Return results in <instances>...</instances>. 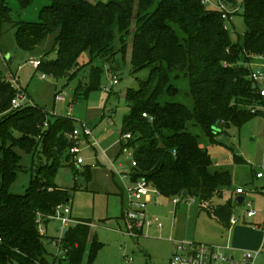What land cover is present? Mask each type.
I'll list each match as a JSON object with an SVG mask.
<instances>
[{
	"label": "trees",
	"instance_id": "16d2710c",
	"mask_svg": "<svg viewBox=\"0 0 264 264\" xmlns=\"http://www.w3.org/2000/svg\"><path fill=\"white\" fill-rule=\"evenodd\" d=\"M17 1L21 8L34 2ZM237 1L223 0L233 7ZM48 2L36 21L27 22L15 21L0 0V34L3 24L10 25L18 49L24 52L55 34L51 50L55 58L48 59L46 53L36 68L54 78L77 75L78 60L88 52L87 82L76 86L75 100L100 88L103 65L114 59L118 39L120 51L124 55L129 51L133 73L149 70L138 89L126 92L131 112L120 128V138L130 135L126 146L136 162L133 181L143 178L166 198L196 199L200 211L227 229L239 206L229 193L232 178L226 170L211 171L213 160L202 145L216 144L225 128H240L262 113L264 98L249 76L254 59L264 56V0H243V13L235 15L243 18L246 31L236 40L224 29L221 14L207 10L201 0ZM7 77L0 74V264H47V237L38 234L36 219L41 217L46 226L56 206L70 202L68 191L55 185L56 174L66 166L89 180L91 171L75 167L69 154L72 121L57 118L43 128L46 113L23 106L24 90L16 89ZM185 87L191 108L175 101ZM15 98L19 107L11 104ZM33 133L39 141L32 139ZM19 146L33 150L31 181L24 196L8 190L19 168L12 149ZM234 160L242 162L235 156ZM89 234V225L69 227L62 242L67 255L59 262L80 264ZM93 254L91 248L89 256Z\"/></svg>",
	"mask_w": 264,
	"mask_h": 264
},
{
	"label": "rangeland",
	"instance_id": "374dc122",
	"mask_svg": "<svg viewBox=\"0 0 264 264\" xmlns=\"http://www.w3.org/2000/svg\"><path fill=\"white\" fill-rule=\"evenodd\" d=\"M4 2L11 9L15 21L20 19L27 22L36 21L39 10L49 4L48 0H34L29 7L21 8L17 0H4ZM242 2L243 0H238L236 5L240 15L243 13L240 7ZM207 10L216 11V8L207 7ZM228 31L232 40L243 36L246 31L243 18L239 15L233 16ZM54 38L55 34H49L33 50L24 52L17 47L14 30L10 25L3 24L0 34V74L2 77H7L10 73L18 80V87L24 90L22 105L45 112L48 118L45 122L63 117L70 119L74 126L85 123L93 131L97 142L95 148H85L89 147L88 144L84 141L80 142V147H83L81 156L84 159V165L80 169L88 167L91 178L87 180L81 173H75L73 169L65 166L58 170L54 179L56 186L67 190L70 194L68 205L71 209L70 218L92 223L80 264H169L175 252L174 241L202 244L228 242V230L200 211L198 201L191 197H179V203L175 205L172 203L173 198L152 196L145 213L151 221L161 224V228L157 229L153 226L144 229L143 234L138 238L123 234L125 225L122 216L127 208L124 186L127 183L122 184L118 175L112 178L110 175L112 167L101 153L105 151L108 156H115L122 119L131 112V105L125 102L126 92L129 89H138L139 82L146 80L149 70L133 73L129 51L127 50L124 55L120 51L121 45L117 39L115 42L117 53L114 59L109 66L103 65L100 88L89 92L86 98L75 100L76 86L80 82L82 84L87 82L88 52H84L79 58L80 69L71 79L65 76L54 78L44 75L29 64L32 60L39 61L48 52V59L55 58V53L51 52ZM6 56L11 57L10 63L6 61ZM251 68L253 69L251 72L258 71L264 76V56L254 59ZM43 75L44 79L41 78ZM260 88L264 90V83H261ZM186 91L187 87L181 91L175 101L191 108L192 101ZM55 95H59L64 101H56ZM259 110L264 113V108ZM262 113L240 128L233 125L225 128L224 133L217 136L216 144H204L203 140L201 141L213 160L211 171H228L232 178V187L239 186L245 189L244 200L252 204L251 209L243 204L234 210L233 215L240 220L244 216L246 222L232 231L231 244L233 243L234 247L237 244L239 228L246 229L252 240L254 233H259L260 238L264 234L261 229L252 227V224L264 221V178H255V174L258 173L264 176V114ZM30 135L32 139L39 141L38 137H33L34 133ZM15 137L18 135L15 134ZM21 147L12 149L19 158V168L16 170L15 180L8 189L10 193L18 196H24L30 184L33 157V150L28 151ZM96 153L98 161L94 160ZM234 156L240 158L242 162H235ZM121 165L123 170L129 171L127 161L121 162ZM223 200L217 201L216 204L223 203ZM248 210L256 212L257 217L252 220L247 219L245 215ZM71 225L73 223L69 224ZM60 227V223L56 220L47 224L45 240L47 264H53L58 254L53 239L60 237ZM262 238L261 242L264 241ZM93 243L95 244L92 247ZM91 248L94 249L92 257L89 256ZM231 256L236 260L239 258V251H233ZM255 264H264V252L257 256Z\"/></svg>",
	"mask_w": 264,
	"mask_h": 264
},
{
	"label": "built area",
	"instance_id": "2783aa9c",
	"mask_svg": "<svg viewBox=\"0 0 264 264\" xmlns=\"http://www.w3.org/2000/svg\"><path fill=\"white\" fill-rule=\"evenodd\" d=\"M201 3L208 8L215 7L216 11L221 14V18L224 21V29L228 30L232 17L238 12L236 6L233 7L227 5L223 2V0H201ZM29 64L32 68L36 69L39 62L32 60L29 62ZM41 78L44 79L45 76H42ZM5 80L10 82L16 89H20V87H18V80L10 75V73ZM249 80L252 82L253 88L258 89L260 97L264 98V90L260 88L261 83H264V76H262L260 72L255 71L250 74ZM113 83L115 84L116 81ZM55 100L61 102L64 101V99L59 95H56ZM11 104L13 107H19V98L12 100ZM257 109L259 108L254 109L253 112ZM142 117L148 118L146 114H143ZM47 125L48 122H45L43 123L42 127L46 128ZM68 139L72 142V146L68 151L73 157V163L75 167L81 168L84 165V159L81 156L83 147H80V142L84 141L88 144L89 147L85 148H95L94 146H97V142L93 136V131L87 124L81 123L79 126L73 127L72 131L68 135ZM129 139V134H126L119 139L118 143H123V146L119 149L120 159H110L109 163L112 167L113 173L118 175L122 184L124 182L127 183L126 186H124V195L127 208L123 212L122 216L125 225V231L123 234L131 238H138L143 234L144 229H149L152 226L161 228V224L151 221L145 213L147 204L151 203L152 201V196L160 195V193L157 189L150 186L143 178L133 181L132 168L136 167V162L132 149L126 146V142ZM101 155L108 159V155L105 151H102ZM94 160H98L97 153L95 154ZM124 161L129 163V171L123 170L121 162ZM256 177L261 178L264 176H262L261 173H258L256 174ZM243 193V188H238L235 190V194L237 195H242ZM172 203L177 205L179 203L178 197H174ZM243 204H246L247 208L251 209L250 202L246 203L243 201ZM68 205L69 204L56 206L54 214L49 217L50 221L56 220L61 225L60 237L53 239L54 245H56L58 249V254L53 264H68L66 262H59L60 259L66 258L67 255V250L63 248L62 242L68 225L73 222L75 224L91 226V224L82 221H73L70 218L71 209ZM245 216L246 218L254 217L255 212L248 210ZM238 223L239 219L232 215L227 228L228 242L225 244H202L190 241H174L175 252L169 264H254L257 256L264 252V243H262L261 246L255 250H238L239 258L236 260H234L233 256H231V253L234 251V249L232 248L231 243H229L230 235L233 228ZM36 225L38 234L41 237H46V226H44L41 217L36 219Z\"/></svg>",
	"mask_w": 264,
	"mask_h": 264
},
{
	"label": "crops",
	"instance_id": "0c3cea01",
	"mask_svg": "<svg viewBox=\"0 0 264 264\" xmlns=\"http://www.w3.org/2000/svg\"><path fill=\"white\" fill-rule=\"evenodd\" d=\"M253 65V64H252ZM252 65H251V67H252ZM252 69V68H251ZM253 70V69H252ZM119 142V141H118ZM120 143H118V150L116 151V154H115V156L113 157V155H111V156H108V159L107 158H105L106 159V162L110 165V163H109V160L111 159V160H116L117 158L118 159H120L119 157H120V152H119V149H120ZM117 159V160H118ZM96 161H98V160H96ZM99 163V162H98ZM104 168L106 167V166H104V165H102ZM111 166V165H110ZM112 171V170H111ZM110 174V173H109ZM110 175H112V178H114V173H113V171H112V174H110ZM255 176H256V174H255ZM256 179H262V178H264V177H261V178H257V177H255ZM238 188H242V187H232L231 186V189H230V194H231V196L235 199V197H245L246 196V191H245V189H244V193L242 194V195H237V194H235V190L236 189H238ZM245 201V200H244ZM250 202V201H249ZM250 204H251V202H250ZM251 206H252V204H251ZM257 217V213L255 212V216L254 217H251V218H247V219H250V220H252V219H255ZM73 221H80V220H76V219H74ZM49 223V222H48ZM47 223V224H48ZM71 223H73V222H71ZM91 223V222H90ZM246 222H245V217L243 216L242 217V219L240 220L239 219V223L234 227V228H238V225H240V224H245ZM47 224H46V229H47ZM76 224L75 223H73V225H71V226H69L68 225V227H67V229L69 228V227H72V226H75ZM91 226H92V223H91ZM91 226H90V231H91ZM153 227V226H152ZM151 227V228H152ZM252 227L254 228V229H261L262 231H264V221H262V222H260V223H254V224H252ZM259 227H261V228H259ZM157 228V227H156ZM155 228V229H156ZM233 228V229H234ZM236 228V229H237ZM150 229V228H149ZM158 229V228H157ZM235 229V230H236ZM233 231V230H232ZM252 232H253V230H251ZM255 231V230H254ZM254 233V232H253ZM232 234V233H231ZM254 240H252V238H251V235L249 234V232H247V230L246 229H244L243 227L242 228H239V230H238V235H237V244H236V247H240V248H242V249H248V250H255V249H257V248H259L260 246H261V244L262 243H264V241H262L261 242V238L262 237H264V234H262V237L260 238V234L258 233H254ZM260 235V236H259ZM250 237V239L248 238V237ZM230 243H231V240H232V235H230ZM262 240H264V238H262ZM231 246H232V248L234 249V251H238L239 249L238 248H236V247H234L233 246V243L231 244ZM256 261V260H255ZM254 264H255V262H254Z\"/></svg>",
	"mask_w": 264,
	"mask_h": 264
},
{
	"label": "water",
	"instance_id": "95a60500",
	"mask_svg": "<svg viewBox=\"0 0 264 264\" xmlns=\"http://www.w3.org/2000/svg\"><path fill=\"white\" fill-rule=\"evenodd\" d=\"M6 59H7V62L10 63L11 61V57L9 56H6ZM183 196H186V194L184 193ZM235 202L240 206V205H243V201H244V198L243 197H235Z\"/></svg>",
	"mask_w": 264,
	"mask_h": 264
}]
</instances>
